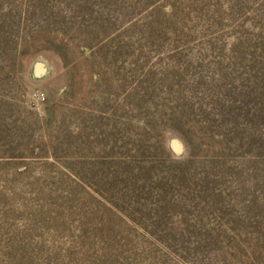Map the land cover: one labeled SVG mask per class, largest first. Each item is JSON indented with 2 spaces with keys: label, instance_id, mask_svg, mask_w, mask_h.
<instances>
[{
  "label": "rangeland",
  "instance_id": "1",
  "mask_svg": "<svg viewBox=\"0 0 264 264\" xmlns=\"http://www.w3.org/2000/svg\"><path fill=\"white\" fill-rule=\"evenodd\" d=\"M0 264H264V0H0Z\"/></svg>",
  "mask_w": 264,
  "mask_h": 264
}]
</instances>
